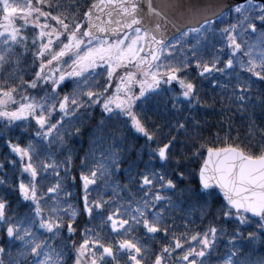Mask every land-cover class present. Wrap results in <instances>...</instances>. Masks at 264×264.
<instances>
[{"label": "snow or ice", "instance_id": "6c2138e0", "mask_svg": "<svg viewBox=\"0 0 264 264\" xmlns=\"http://www.w3.org/2000/svg\"><path fill=\"white\" fill-rule=\"evenodd\" d=\"M0 264H264V0H0Z\"/></svg>", "mask_w": 264, "mask_h": 264}, {"label": "trees", "instance_id": "16d2710c", "mask_svg": "<svg viewBox=\"0 0 264 264\" xmlns=\"http://www.w3.org/2000/svg\"><path fill=\"white\" fill-rule=\"evenodd\" d=\"M81 2L83 3L84 0H81ZM90 2V0H89ZM210 123H213L214 124V121H211L210 120ZM217 131V128L214 126L212 128H210L209 130H206L205 131V135H209V133H215ZM225 133L223 130L220 131V135L223 136ZM231 135L232 137H237L239 136V141L238 142H241V143H244L246 145H256L258 140H259V137L257 136L256 139L252 140V141H248L247 140V129L246 127L240 123L239 121H237V123L235 124V126L233 127L232 129V132H231Z\"/></svg>", "mask_w": 264, "mask_h": 264}]
</instances>
